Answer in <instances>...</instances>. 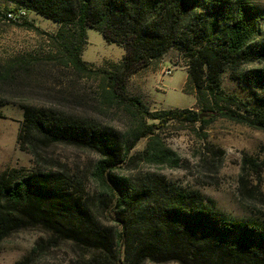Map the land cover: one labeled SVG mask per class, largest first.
I'll return each mask as SVG.
<instances>
[{"label":"trees","instance_id":"trees-1","mask_svg":"<svg viewBox=\"0 0 264 264\" xmlns=\"http://www.w3.org/2000/svg\"><path fill=\"white\" fill-rule=\"evenodd\" d=\"M3 1L16 6L8 12L26 10L60 25L51 37L55 61L97 79L99 98L92 113L84 110L86 104L80 106L84 111L62 103L22 107L18 145L37 168L0 173V252L11 236L39 230L46 239L36 243L33 255L66 242L83 251L89 264H264L263 219H233L199 191L162 176L116 173L130 164H181L149 119L205 127L223 117L264 131V10L248 0ZM20 26L34 28L27 21ZM89 29L125 49L120 63L94 67L83 60ZM171 51L187 60L185 91L195 93L201 112L151 113L127 94L132 77ZM249 65L257 68L243 70ZM19 67L8 66L0 80H19L27 71ZM228 71L253 93L255 105L225 95L222 78ZM112 110L128 117V130L102 122L101 115ZM147 138L146 148L132 154ZM56 146L99 157L88 174L93 190L84 169L45 168L54 163L46 155ZM247 165L259 169L251 159L244 169ZM242 181L246 184L243 176Z\"/></svg>","mask_w":264,"mask_h":264},{"label":"rangeland","instance_id":"rangeland-1","mask_svg":"<svg viewBox=\"0 0 264 264\" xmlns=\"http://www.w3.org/2000/svg\"><path fill=\"white\" fill-rule=\"evenodd\" d=\"M248 1L264 10V0ZM15 9V5L0 0V14ZM16 15L15 21L0 18V73L5 72L8 66H20L18 71L25 66L27 71L21 72L22 76L15 82L0 80V173L7 169L27 172L37 168L33 157L21 151L18 145L24 105L62 103L69 109L73 106L70 110L76 107L92 113L97 104L95 100L99 98L97 79L82 77L55 61L57 50L51 37L58 33L60 25L26 10H20ZM26 21L34 28L20 26ZM87 36L88 45L83 52L85 62L103 67L122 61L125 55L122 46L107 43L97 30L89 29ZM187 64L182 54L171 51L149 69L132 77L128 96L141 99L151 113L185 109L201 112L195 93L185 91ZM253 68L257 66H244L243 70ZM222 87L227 97L233 96L236 100L255 105L253 93L234 80L231 71L223 75ZM84 104L86 106L82 110L80 106ZM101 120L122 131L129 128L128 117L122 112L112 110L101 115ZM147 122L160 126L157 133L178 154L181 164L176 168L130 164L116 173L162 176L183 189L199 191L208 202H213L216 208L233 219L264 220V131L223 117H216L205 127L173 121L160 125L159 121L150 119ZM148 141V138L142 139L132 154L142 152ZM47 152L46 158L54 163L44 164L45 168L62 164L70 170L84 169L85 182L93 190L88 174L99 159L96 154L67 146H56ZM250 159L258 164L257 171L249 165L244 169L245 161ZM44 238L46 235L39 230L22 231L11 236L1 246L0 264H89L83 251L66 242L33 255L36 243Z\"/></svg>","mask_w":264,"mask_h":264},{"label":"built area","instance_id":"built-area-1","mask_svg":"<svg viewBox=\"0 0 264 264\" xmlns=\"http://www.w3.org/2000/svg\"><path fill=\"white\" fill-rule=\"evenodd\" d=\"M21 14L23 15V12H21ZM16 17H17V15L14 14L13 12H6V13H4V14H0V18H3V19L6 20V21H15V20H16ZM167 73L170 74L171 71L168 70Z\"/></svg>","mask_w":264,"mask_h":264}]
</instances>
